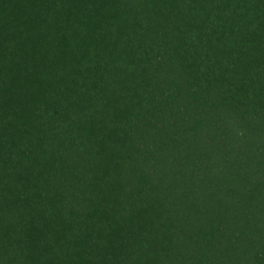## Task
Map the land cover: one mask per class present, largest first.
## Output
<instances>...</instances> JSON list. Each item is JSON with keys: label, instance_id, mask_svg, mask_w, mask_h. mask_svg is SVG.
I'll return each mask as SVG.
<instances>
[{"label": "trees", "instance_id": "obj_1", "mask_svg": "<svg viewBox=\"0 0 264 264\" xmlns=\"http://www.w3.org/2000/svg\"><path fill=\"white\" fill-rule=\"evenodd\" d=\"M0 264H264V0H0Z\"/></svg>", "mask_w": 264, "mask_h": 264}]
</instances>
